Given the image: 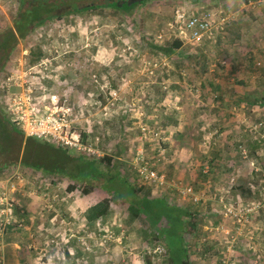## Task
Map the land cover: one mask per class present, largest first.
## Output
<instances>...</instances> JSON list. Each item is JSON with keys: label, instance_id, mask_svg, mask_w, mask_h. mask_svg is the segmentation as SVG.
I'll return each mask as SVG.
<instances>
[{"label": "rangeland", "instance_id": "rangeland-1", "mask_svg": "<svg viewBox=\"0 0 264 264\" xmlns=\"http://www.w3.org/2000/svg\"><path fill=\"white\" fill-rule=\"evenodd\" d=\"M40 4L0 0V43L5 40L0 79L33 66V54L44 51L43 59L49 60L45 76L52 81L40 77L35 85L43 80L58 98L70 100L77 111L76 126L99 153L96 158L111 157L116 177L126 178L134 189L144 186L150 199L163 197L172 209L186 212L185 224L193 215L196 231L187 224L184 231L189 255L194 257L188 256L189 264L211 259L222 264L226 257L230 264H264V110L235 105L244 90L253 98L261 96L254 90L256 86L262 90L264 78L257 73L256 79L246 68L250 54L264 65V0H146L133 10L109 7L107 0H49L43 10H53V17L37 25L27 14ZM75 5L99 7L76 13ZM178 6L188 15L222 10L231 21L211 40L195 43L180 35L183 46L166 55L148 44L162 47L179 37L167 30ZM20 14L33 22L25 37L17 31ZM238 30L242 32L236 37ZM227 69H232L230 75ZM210 83L216 86L213 94L204 87L210 89ZM160 87L179 98L165 101L156 114L148 102L161 97L165 90ZM3 96L0 87V264H146L150 258L152 264H171L170 245L157 232L165 219L154 225L146 217L145 230L129 212L131 199L116 197L104 181L81 179L73 170L56 174L24 166L28 138L8 122ZM260 124V134L252 133L250 129ZM142 126L163 134L145 139ZM185 128L192 135L178 137ZM254 142L259 148L246 159L242 151ZM219 151L224 155L221 180V170L208 173L209 160L218 161ZM66 152L75 159L83 156ZM46 156H51L49 150ZM146 163L164 176L163 185L143 181L138 169ZM227 166L234 171L230 173ZM236 182L253 183L258 199L246 205L258 201L263 206L244 230H238L215 202L237 203L240 192L229 190ZM187 187L193 188L199 203L184 198L181 192ZM106 198L112 201L108 216L87 223L86 209ZM219 242H224L225 255L216 249ZM251 245L262 257L258 262L247 252ZM230 246L237 251L228 252ZM159 247L163 252L155 254Z\"/></svg>", "mask_w": 264, "mask_h": 264}, {"label": "trees", "instance_id": "trees-1", "mask_svg": "<svg viewBox=\"0 0 264 264\" xmlns=\"http://www.w3.org/2000/svg\"><path fill=\"white\" fill-rule=\"evenodd\" d=\"M39 1L41 4L36 8L34 7L33 10L29 14H27L28 16L34 17L33 20H36L37 25L46 23L48 20L51 19V17H53L51 16L53 13V10H50V9L43 10L44 9L43 6L49 0H39ZM107 1H108L107 6L115 7L116 9H124V10H133L135 7L139 5H143L146 2V0L136 1L132 4H128L126 2L122 6V5H119V2L117 0H107ZM97 7L99 6H92V7L88 6V7L80 8L77 5H75L72 12L81 13V12L87 11L89 9L97 8ZM177 8H179V6ZM17 19H18L16 22L17 31L21 35V37H25V35L29 33L30 31L29 30L30 25L33 24L32 19L26 18V16L23 14H20ZM168 32H170L171 34H177L175 32H171V30H168ZM241 32L242 30H238V35H236V37H239L241 35ZM148 45H150V47H153L155 50H160V51L165 52L164 54L166 55H171L175 53L176 51H178L183 46V40H181L178 37L174 39L171 43L165 44L162 47L157 44H153L152 42H150V44ZM33 55H34V59H32V62H31L32 65L39 63L41 60H43L44 51H39L38 53H34ZM248 59L249 60H248L246 70L250 71L254 75H257V73H260L262 77L264 78V65L261 66L260 62L257 63L258 57L250 54L248 56ZM231 72H232V69L230 70L227 69V74L230 75ZM259 77L260 75H257L256 79H258ZM46 81H52V79L47 78V75H46L45 82ZM259 81L260 80H258V82ZM244 83L245 82H243L242 84ZM46 84L47 83H44L45 90L44 91L41 90L40 93H44V94L52 93L50 92V88H48ZM260 84L262 86V90L260 86H256L254 90L256 93H260L261 95L260 97L257 96L256 98H253L254 96L251 95L250 92H246L244 90L243 91L244 96L239 97L237 102H235V105L240 104V106H243L245 109L250 108V110H252L253 108L264 110V80ZM209 85H210V89L209 88L207 89V86L204 85L205 90L213 94L214 90H216V86H214V83H210ZM160 89H162L163 91L164 87H160ZM164 90L165 91L163 92L160 90V92L163 93L162 95L160 93L161 95V97L159 96L160 98H156V99L154 98L151 102H148L153 110H157L156 114L161 113L162 111L161 106L165 101L169 100V101L174 102L178 100L177 98H179V95H176L177 97H175V95H172L170 93V90H167V89H164ZM168 104L172 106L171 103H168ZM163 111H164V108H163ZM173 111L174 113H176L177 108H173ZM173 119L177 121L176 118H173ZM220 123L219 125H221ZM168 127L170 126H165L166 129ZM218 127L219 129L217 130V133H221L219 134V136L221 135L223 137L224 131H222L220 126H217V125L215 126V128H218ZM14 130H16L17 133H20L17 129H14ZM153 130L158 131L160 135L163 134V132H161L159 129H153ZM250 130L254 134H260L258 130H254L253 128H251ZM261 131H264V124H263V128H261ZM182 133L183 134H177V136L178 137L184 136V138L187 139V136L192 135V131L189 128H185L184 132ZM215 136L217 137L216 134ZM229 138L230 137H228L227 139ZM86 141H87L86 134L84 133V142ZM160 143L162 142H159V144ZM24 147H25L24 155L22 158V164L24 166L34 168L36 170H41L44 172H53L56 174H64V173L66 174L69 172V170H73L76 172L77 176L81 179H85L87 181L93 180V179L104 181V185H105L104 187L106 188V186H109L108 191L111 192L113 195H116V197L117 196H119L120 198L128 197L129 199H131V204H129L128 206L129 212L133 216V218L136 219L141 224V226H143L145 230L149 228V224H147L146 219H145L146 217L154 225L159 223L160 220L165 219L164 228L158 229L157 232L159 236L163 237V239H165L170 245L169 262L171 264H189L188 254L190 253V250L189 248H187V244L185 243V239H184L185 232L184 231H186L187 225H188L189 230L196 231V229H194V227H196L194 222L193 223L191 222L193 221L192 220L193 215L190 214L191 221L186 223L187 224L186 225L184 222V217H183V215H185L186 212L179 210V209L178 210L172 209L169 206L167 200L163 197L150 199L149 198L150 192L147 193V195L146 194L144 195L145 191H148L146 190L144 186H140L134 189L132 188L133 186L129 182H127L126 178L121 179L120 176L116 177L117 174L114 172L117 169L116 164H115L116 162L107 155L103 158H96L95 156H91V157H88L89 159L85 158L86 157L85 155L83 156L79 155V157L75 159L71 157L70 155H68V153L66 152L67 149L63 150L61 148L55 147V145L45 144L44 142H42V140L40 141V140L33 139V138H28V140L25 142ZM32 147L34 149L29 151L30 148ZM226 147H228V145H226ZM248 147L249 149L247 150L248 152H247L246 159H250V157L254 155L255 152H257L259 148V143L254 142L250 144ZM47 150L50 151L51 156L50 157L46 156L45 158H43L44 152L45 151L47 152ZM217 155L220 157L218 161H216V159L214 158L209 160L211 170L208 173L212 176L213 170L215 168L218 171L221 170L219 173V178L221 180L222 178H224L223 176L224 167H222L220 161L221 162L224 161V158L222 157L224 155L220 151L218 152ZM227 167L229 168L230 173L234 171L232 167L230 166H227ZM155 171L157 172V170ZM157 173L160 175L159 172ZM203 176L205 180L208 179V175L204 174ZM231 179H234V178H231ZM200 187L202 188V186ZM229 190H232L233 192L235 191L240 192V194H237L238 196L235 197L236 198L235 200L237 201V203H234V206L243 205V204L246 205L247 201L252 200V199H258V197H256L258 196V194L257 195L255 194L256 186L250 182L249 183L240 182L239 185L237 184V182L236 184L231 183ZM136 192L142 196L137 195ZM246 195L248 196V198ZM135 196L136 198H134ZM226 198L228 197L226 196ZM254 203H258V201H254ZM154 204L156 205L157 208L156 207L153 208ZM158 204H161V206L159 207ZM111 207H112V201L109 198L101 200L96 205L86 209V211L84 212L85 221L87 223H92V222H96V221L106 218L111 210ZM16 213L18 214V211H16ZM208 250H210V248ZM236 251L237 250L234 247L232 249V253H235ZM247 252L250 258L255 259L254 262L255 261L258 262L261 260L260 258H262L260 254L257 253L256 250L250 248V246ZM146 264H152V259L151 258L147 259Z\"/></svg>", "mask_w": 264, "mask_h": 264}, {"label": "built area", "instance_id": "built-area-1", "mask_svg": "<svg viewBox=\"0 0 264 264\" xmlns=\"http://www.w3.org/2000/svg\"><path fill=\"white\" fill-rule=\"evenodd\" d=\"M229 20L231 21V15L222 10L188 15L182 7H179L174 11L168 30L177 33L180 39H182L180 35H185L191 42L200 43L213 39L215 34L224 30ZM48 64L49 60L43 59L33 66L23 67L20 71H10L11 74L1 79L0 87L4 91L3 110L8 121L26 138L46 141L83 155L99 156L92 144L84 142V132L76 126L77 111L70 100L66 97L58 98L55 93H40L41 90H45L43 80L45 81V73L49 71ZM40 77L43 79L42 82L35 85ZM258 127L262 125L255 126L254 129L258 130ZM141 132L145 139L147 136L151 137V134L154 135L153 138L160 136L158 131H151L147 126H142ZM242 152L246 157L247 151L243 149ZM138 172L143 181L148 184H164V176L148 168L147 163L141 165ZM181 193L184 198L189 197L195 203L201 201L191 187L184 188ZM217 202L221 204L225 217L232 220L239 228L238 230H244L247 225H251L255 214L263 208L260 203L234 206L222 199ZM232 239L236 242L235 238L232 237ZM253 246L251 245L250 248L255 250ZM231 249L230 246L228 252ZM162 252L160 247L154 250L155 254ZM226 253L227 251L224 250V255ZM222 264H230L227 257L222 259Z\"/></svg>", "mask_w": 264, "mask_h": 264}, {"label": "crops", "instance_id": "crops-1", "mask_svg": "<svg viewBox=\"0 0 264 264\" xmlns=\"http://www.w3.org/2000/svg\"><path fill=\"white\" fill-rule=\"evenodd\" d=\"M72 151V150H71ZM227 239V238H226ZM217 241V240H216ZM221 245H224V242H223V244H222V242H219V244H216V249H217V251L218 252H221L223 255H224V249L222 250V248H221ZM189 255V254H188ZM193 256H191V254L189 255V259L190 260H193ZM196 259V258H195ZM199 261V260H198ZM213 262H215V260H213V259H211V260H209V261H202V262H194V263H192V264H213Z\"/></svg>", "mask_w": 264, "mask_h": 264}, {"label": "flooded vegetation", "instance_id": "flooded-vegetation-1", "mask_svg": "<svg viewBox=\"0 0 264 264\" xmlns=\"http://www.w3.org/2000/svg\"><path fill=\"white\" fill-rule=\"evenodd\" d=\"M117 1L119 2V5H122V6H123L126 2H128V0H117ZM136 1H140V0H136ZM32 10H33V8H32ZM3 37H5V36H2V38H3ZM3 39H4V38H3ZM4 41H5V40H3V42H4ZM3 42H2V43H3ZM2 43H0V60H1L2 56H3V54L1 53V50H3V48L1 47V44H2ZM0 65H1V63H0ZM0 83H1V79H0ZM3 121H4V120H3ZM7 123H8V122H5V121H4V124L9 126V124H7ZM8 126H7V127H8ZM15 133H16V132H15Z\"/></svg>", "mask_w": 264, "mask_h": 264}, {"label": "water", "instance_id": "water-1", "mask_svg": "<svg viewBox=\"0 0 264 264\" xmlns=\"http://www.w3.org/2000/svg\"><path fill=\"white\" fill-rule=\"evenodd\" d=\"M134 2H136V0H128V4H132V3H134Z\"/></svg>", "mask_w": 264, "mask_h": 264}, {"label": "clouds", "instance_id": "clouds-1", "mask_svg": "<svg viewBox=\"0 0 264 264\" xmlns=\"http://www.w3.org/2000/svg\"><path fill=\"white\" fill-rule=\"evenodd\" d=\"M7 118V117H6ZM8 120V119H7ZM9 122V121H8ZM10 123V122H9ZM11 124V123H10ZM12 125V124H11ZM15 128V127H14ZM19 131V130H18Z\"/></svg>", "mask_w": 264, "mask_h": 264}]
</instances>
